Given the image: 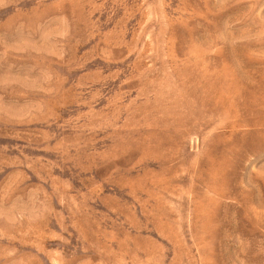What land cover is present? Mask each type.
I'll use <instances>...</instances> for the list:
<instances>
[{
	"label": "rangeland",
	"instance_id": "374dc122",
	"mask_svg": "<svg viewBox=\"0 0 264 264\" xmlns=\"http://www.w3.org/2000/svg\"><path fill=\"white\" fill-rule=\"evenodd\" d=\"M0 264H264V0H0Z\"/></svg>",
	"mask_w": 264,
	"mask_h": 264
}]
</instances>
